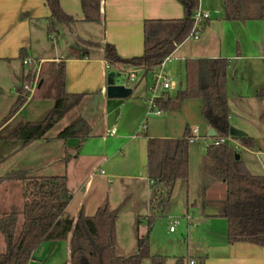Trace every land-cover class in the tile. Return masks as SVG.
Returning a JSON list of instances; mask_svg holds the SVG:
<instances>
[{
    "label": "crops",
    "instance_id": "1",
    "mask_svg": "<svg viewBox=\"0 0 264 264\" xmlns=\"http://www.w3.org/2000/svg\"><path fill=\"white\" fill-rule=\"evenodd\" d=\"M59 1L63 10L75 18V22L70 25L57 24V33L69 29L73 41H76L75 46L66 48L68 50L65 51L66 56L62 51L64 49L60 48L58 41L56 42L57 39L54 37L56 34L47 32V18L51 11L45 0H0V99L2 92L7 94L10 108L16 100L25 71V65L19 59V52L26 48L29 51L27 58L38 60L36 64L38 82L35 87L37 89H41L47 80L45 73L40 77L43 68L50 63L65 61L66 90L84 94L81 102L71 109L80 108V113L72 120L83 116L92 128L90 136L83 140L73 138L64 141L55 139L56 135L48 133L46 136L50 138L49 140H35L27 144L16 140L21 143L22 151L27 150L31 154L26 168L35 174L53 165H59L67 172L66 182L71 189V175L84 179L79 187H74L67 208V212L75 219L81 210L92 215L104 204L116 209L127 198L128 210L135 218L143 217L146 212H150L152 206L150 195L154 189L147 174L148 139L176 138L172 136L173 131L180 127L183 130V126L182 135L186 128L192 133L196 128L192 129L189 121L197 118L198 113L201 114L202 102L199 98H191L181 103L175 101L168 110L175 113L181 109L186 110L184 118L181 116L179 121L173 120L169 114L165 118L166 131L157 133L151 120L153 114L149 112L150 98L146 86L139 89L137 85L127 98L107 96L109 77L114 71L134 72L137 77L141 76L138 83L147 75H144L141 68L110 66L104 58V48L107 43L113 44L122 58L142 55L145 48V20L182 18L185 16L184 7L179 0H105L104 21L94 23L83 20L80 0ZM199 10L210 13L208 23L201 32H198L197 38L193 34L190 35L170 55L165 63L164 73L171 77L173 84L167 90L162 89L161 93L167 91L174 98L178 90L184 86L186 60L228 58L231 62L227 69L230 126L255 138L264 133V99L257 96L258 90L264 84V19L228 20L224 16V0H200ZM78 40L97 42L98 45L91 48L86 57H82L77 48ZM175 76L179 79L177 80ZM178 83L180 87L174 93L173 89L178 87ZM7 85L15 86L17 92L14 94L11 89L7 92L5 90L9 87ZM29 99L30 96L16 114L7 121L4 120L0 128L20 114ZM193 106L195 113H191ZM51 109L50 105L44 109L41 119ZM32 118L27 117L25 120H41ZM175 121L177 126H174ZM201 122L200 120L199 123ZM113 128L117 129L115 134L111 133ZM205 128L207 137L211 138L209 136L211 127L208 123ZM234 143L238 145L236 141ZM238 154L245 162L243 154L240 151ZM66 156H69L68 160L65 159ZM96 175H100L101 180L95 181ZM214 191H219L218 197L212 195ZM226 194V184L218 181L208 191L206 200L218 202L223 200ZM73 205L77 212L75 215L69 212ZM209 205L216 207L214 211L206 213L208 223H213L220 216L217 215L216 204ZM209 230L211 233L215 232L214 229ZM223 230L220 226L219 237L208 241L201 255L188 257H205L204 264H264V247L245 241L229 243L226 239L227 224ZM61 242L65 243L62 247L67 250L68 255L64 262L69 263L70 240L67 239L41 243L29 264H57L54 258L61 249Z\"/></svg>",
    "mask_w": 264,
    "mask_h": 264
},
{
    "label": "trees",
    "instance_id": "2",
    "mask_svg": "<svg viewBox=\"0 0 264 264\" xmlns=\"http://www.w3.org/2000/svg\"><path fill=\"white\" fill-rule=\"evenodd\" d=\"M84 21L100 23L104 21L105 0H80ZM185 10V16L177 19H147L144 22V52L140 56L122 58L115 46L107 43L104 58L112 67L131 66L144 70V75L160 66L165 58L190 35L201 32L208 18L196 22L194 14L199 10L200 0H179ZM51 13L47 18L48 34L57 33V24L68 25L75 18L67 14L59 0H45ZM224 16L228 20L264 19V0H224ZM77 48L82 57L89 54L97 42L78 40ZM29 57V51L22 48L19 59ZM37 59H31L28 71H24L18 95L9 113L7 121L26 103L35 81ZM228 58H196L185 61L184 86L175 97L167 91L155 99V108L168 110L173 103L186 99L199 98L202 102L201 113L208 125L215 129L217 136L213 140L228 139L225 143L206 147L202 157L203 197L218 181L227 187L226 197L218 202L205 201V205L216 204L217 215L227 221L226 239L229 243L251 242L264 247V174H254L233 148L231 141L239 147H253V137L232 134L230 126V105L227 93ZM25 65V64H24ZM55 87L54 105L47 115L37 121H27L11 132L10 140H19L23 144L35 140H49L47 133L77 106L84 94L66 90V63L60 60L50 70ZM264 99V84L257 92ZM91 125L83 116H78L69 125L61 129L55 139L83 140L90 136ZM191 131L186 128L184 134L176 138L152 137L147 142V174L152 188L163 186L159 195L158 214L164 212L179 179L189 176V149ZM80 146H78V149ZM69 156H66L68 160ZM22 181L27 184L22 214L17 211L6 212L0 216V264H29L35 250L45 241L70 240V260L61 264H141L145 258H152L154 264H164L166 256L152 255L149 233L138 239V251L123 256L116 253L117 221L120 208L111 209L108 204L100 206L92 215L81 210L75 219L67 212L72 194L67 188V176L33 175L30 171H21L0 176V186L5 181ZM158 214L147 217L149 232ZM1 243H3L1 245ZM204 264L205 257H176L175 264Z\"/></svg>",
    "mask_w": 264,
    "mask_h": 264
},
{
    "label": "rangeland",
    "instance_id": "3",
    "mask_svg": "<svg viewBox=\"0 0 264 264\" xmlns=\"http://www.w3.org/2000/svg\"><path fill=\"white\" fill-rule=\"evenodd\" d=\"M56 42L58 41L60 48L68 51L66 48L68 46H75L76 41H73V36L70 33V30L67 29L64 32L56 33L54 36ZM80 43L79 41H77ZM83 45L82 43H80ZM68 53V52H67ZM59 62V61H58ZM55 63H50L48 66L43 68V73L47 74V80L45 81L41 89L35 88L30 92L29 102L26 104V107L23 111L10 120L7 124L0 128V176H5L10 173H18L21 171H28L27 163L30 160V152L22 151L20 149L21 143L16 140L8 139V136L11 132L20 127L27 117H33L32 119H41V113L49 105L52 108L54 105V96H55V87L53 83V77L50 74V70L56 66ZM25 71H28V65L24 66ZM137 77L136 82L127 81V85L134 88L138 85L137 88L141 89L144 86L147 87V94L149 98L153 96V91L151 88L154 86L153 75L148 73L146 77H143L142 80L138 83L139 78ZM178 80L179 77L175 76ZM38 82V81H37ZM7 92L11 89L12 93L17 92L15 86L7 85ZM178 87L173 89L174 93L178 90ZM136 88V89H137ZM162 91L160 83L156 86L155 93L160 95ZM2 97L0 99V126L4 123V117L7 116L10 104L7 94L1 93ZM5 95V96H4ZM191 100V99H186ZM200 102V101H199ZM194 109V110H193ZM191 113H195V106H193ZM162 115L156 116L152 115V121L156 128L157 133H164L166 131L165 127V118L171 114L173 120H178L185 116L186 110L181 109L180 112H173L170 110L160 109ZM197 110V108H196ZM80 108L73 109L66 113L63 118L48 132L49 135H57V133L69 125L73 120V117H76V114L80 113ZM177 116V117H175ZM183 116V118H184ZM195 117V116H194ZM190 119V117H189ZM202 121L201 124L199 123ZM206 120L203 118L202 113L197 114V118H192L189 121V124L192 129H198L197 135L190 141L189 149V176L187 180L179 179L176 182L174 192L172 193L171 199L167 204L163 213L158 214V203L159 195L163 191V186H157L151 190V208L149 213H145L143 217L135 218V216L128 210V198L123 202V204L116 209L120 208V219L118 220L117 227V246L116 253L123 256H128L135 254L138 251V239L141 236H146L149 233V244L152 255H162L166 256L164 264H175L176 257L178 256H199L203 253V248L209 243L210 240H216L219 237L220 226L223 229H226L227 221L223 217H217L216 221L213 223H208V217L206 213L212 212L216 209L214 205H205L207 201V193L203 197L201 188H202V157L206 151V147L213 142L212 138L207 137L206 132ZM176 125V121L174 122ZM180 129V130H179ZM177 131H173L172 136L177 137L182 135L183 130L181 127ZM163 131V132H162ZM166 133V132H165ZM255 144L253 147H240L231 141V145L238 152L240 151L245 158V164L254 174H264V133L259 134L255 138ZM42 173V174H37ZM67 174L63 167L59 165H53L52 167L42 171L35 172L33 175H44V174ZM103 176V175H101ZM96 180H101L100 175H96ZM83 180L80 177L71 175L70 185L72 189L70 190L71 194L74 192V187H79ZM67 185V182H66ZM85 185V184H84ZM27 189V184L22 181L7 180L0 186V216L6 212L17 211L20 215L22 214L23 205H24V195ZM219 191L212 194L214 197H218ZM75 205L71 206L69 212L72 215H75L77 212L74 209ZM150 214H158L156 217L153 227L149 232V224L147 217ZM178 218L180 224L176 226V230L171 232L170 226L172 220ZM216 227V228H213ZM209 229H214L215 232L211 233ZM1 239V235H0ZM2 242V239H1ZM3 243H1L2 245ZM61 249L57 251L56 257L54 258L55 263L60 264L68 259L67 250L62 247L65 243L61 242ZM49 264V263H48ZM141 264H154L152 258H145L142 260Z\"/></svg>",
    "mask_w": 264,
    "mask_h": 264
},
{
    "label": "built area",
    "instance_id": "4",
    "mask_svg": "<svg viewBox=\"0 0 264 264\" xmlns=\"http://www.w3.org/2000/svg\"><path fill=\"white\" fill-rule=\"evenodd\" d=\"M194 17L196 19V22H198L199 20H202L204 18H210V13L208 11H201V10H198L195 14H194ZM195 38L198 37V33H195L193 34ZM170 56H168L167 58L164 59V61L160 64V66H158L157 68H155L153 71H152V75H153V78H154V86L151 88V90L153 91V96L149 99V106H150V113L152 114H155V115H160L161 114V110L160 109H157L155 108V99L159 96L155 93L156 91V86L160 83L161 85V88L164 89V90H167L169 88H171L172 84H173V81L171 79L170 76H168L166 73H164V66H165V63L166 61L169 59ZM31 62V59L29 58H26L24 60V64H29ZM126 81H125V85H127V81L129 80L130 82H136L137 80V76L134 72H126ZM37 78H35V81L33 82L32 86L28 87L29 90H31L32 88H35L36 85H37ZM130 87V86H129ZM117 131L116 128H113L111 130V133L112 134H115ZM198 133V129H194L192 131V135L191 137L189 138L190 141L193 140V138L196 136L195 134ZM227 140H231V138H228V139H217V140H213V143L215 145H219L220 143H225ZM238 146V145H237ZM180 224V220L178 218H174L172 220V223H171V226H170V231L173 232L176 230V226ZM189 264H195V260H190V263Z\"/></svg>",
    "mask_w": 264,
    "mask_h": 264
},
{
    "label": "water",
    "instance_id": "5",
    "mask_svg": "<svg viewBox=\"0 0 264 264\" xmlns=\"http://www.w3.org/2000/svg\"><path fill=\"white\" fill-rule=\"evenodd\" d=\"M126 73L120 71H114L109 77V82L106 88V94L109 98H127L132 92L133 88L125 85ZM232 134L243 135L242 132L232 129ZM209 136H217V132L214 128H210ZM236 159H240V155L236 154Z\"/></svg>",
    "mask_w": 264,
    "mask_h": 264
}]
</instances>
